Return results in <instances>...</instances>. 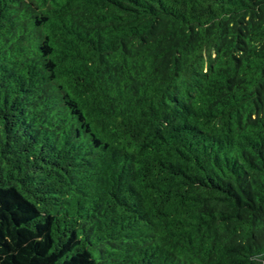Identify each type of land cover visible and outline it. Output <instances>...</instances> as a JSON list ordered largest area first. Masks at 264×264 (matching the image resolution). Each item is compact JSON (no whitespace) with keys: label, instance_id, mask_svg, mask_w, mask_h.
Masks as SVG:
<instances>
[{"label":"trees","instance_id":"obj_1","mask_svg":"<svg viewBox=\"0 0 264 264\" xmlns=\"http://www.w3.org/2000/svg\"><path fill=\"white\" fill-rule=\"evenodd\" d=\"M0 264H264V0H0Z\"/></svg>","mask_w":264,"mask_h":264}]
</instances>
